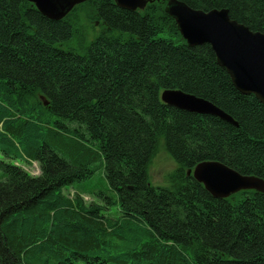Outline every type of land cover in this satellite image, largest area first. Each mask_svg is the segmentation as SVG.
Instances as JSON below:
<instances>
[{
  "label": "trees",
  "instance_id": "16d2710c",
  "mask_svg": "<svg viewBox=\"0 0 264 264\" xmlns=\"http://www.w3.org/2000/svg\"><path fill=\"white\" fill-rule=\"evenodd\" d=\"M175 1L264 34V0ZM167 2L87 0L51 21L0 0V264H264V194L216 199L186 175L216 161L264 182V106L186 44ZM81 18L100 28L89 41ZM171 89L234 124L163 104ZM160 146L176 168L154 188Z\"/></svg>",
  "mask_w": 264,
  "mask_h": 264
},
{
  "label": "water",
  "instance_id": "95a60500",
  "mask_svg": "<svg viewBox=\"0 0 264 264\" xmlns=\"http://www.w3.org/2000/svg\"><path fill=\"white\" fill-rule=\"evenodd\" d=\"M51 21H60L87 0H25ZM128 11L143 10L152 0H113ZM165 11L177 25L189 47L209 45L217 64L225 70L232 85L243 95H252L264 106V34L253 32L231 20L225 9L203 12L175 0H168ZM44 106L47 102L42 98ZM160 101L181 111L217 117L234 124L212 103L180 90H164ZM216 199H225L240 191L264 194V182L255 176L241 175L216 161H204L186 172Z\"/></svg>",
  "mask_w": 264,
  "mask_h": 264
},
{
  "label": "rangeland",
  "instance_id": "374dc122",
  "mask_svg": "<svg viewBox=\"0 0 264 264\" xmlns=\"http://www.w3.org/2000/svg\"><path fill=\"white\" fill-rule=\"evenodd\" d=\"M81 26H83L82 28L85 30V33L81 30V34L86 41L91 40L100 29L98 24H94L93 22L88 23L84 18H81ZM74 44L75 42H70L71 47H74ZM158 149L159 150L152 158L148 167V181L149 184L154 188H164L168 186L167 176L176 168V164L171 159L164 147L160 146ZM24 169L33 176L39 174L38 167L35 163L32 164L31 167H24ZM94 183L100 188L104 187V185L106 186V181L100 176L99 172L95 173ZM72 193L73 191H70V194ZM83 199L86 203H89L92 200L90 196H84Z\"/></svg>",
  "mask_w": 264,
  "mask_h": 264
},
{
  "label": "bare ground",
  "instance_id": "6f19581e",
  "mask_svg": "<svg viewBox=\"0 0 264 264\" xmlns=\"http://www.w3.org/2000/svg\"><path fill=\"white\" fill-rule=\"evenodd\" d=\"M162 93V92H161ZM173 108V107H172ZM176 109V108H175ZM178 110V109H177ZM181 111V110H180ZM185 112V111H184ZM187 172V171H186ZM231 196V195H230ZM228 198V197H227ZM226 199V198H225Z\"/></svg>",
  "mask_w": 264,
  "mask_h": 264
}]
</instances>
